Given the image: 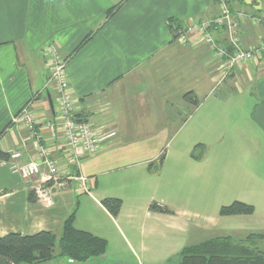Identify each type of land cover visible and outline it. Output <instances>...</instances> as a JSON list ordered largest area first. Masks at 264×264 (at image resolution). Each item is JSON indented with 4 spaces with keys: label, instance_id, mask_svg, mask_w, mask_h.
<instances>
[{
    "label": "crops",
    "instance_id": "obj_1",
    "mask_svg": "<svg viewBox=\"0 0 264 264\" xmlns=\"http://www.w3.org/2000/svg\"><path fill=\"white\" fill-rule=\"evenodd\" d=\"M220 1L0 0V132L5 129L0 148L20 153L0 160V236L50 231L59 237L72 207L81 209L83 200L116 224L130 250L138 246L145 251L138 232L166 239L185 232L184 218L175 208L178 192L186 180L210 176L211 164L205 160L212 151L230 163L241 159L243 173L254 171L251 155L260 156L255 169L264 173V51L222 76L221 59L209 46L182 44L178 28L174 31L176 23L179 29H188L190 23L215 17ZM227 1L234 10L264 12V0ZM211 33L220 46L226 45L224 30ZM239 36L244 46H258L264 43V24L245 20ZM48 45L66 60L68 90L78 101L76 117L107 136L94 154L81 158L79 166L64 160L65 151L58 148L62 142L55 133L58 95L48 86L51 60L44 51ZM26 109L33 113V121L24 117ZM184 132L187 151L169 150L167 144ZM38 141L54 149L53 158H63L58 163L60 175L84 177L88 192L71 179L57 189L51 207L30 199L32 181L21 177L14 165L38 159ZM198 146L203 149L199 155L194 152ZM45 159L41 157L44 179L49 171ZM119 173L131 176L115 177ZM116 184L120 189L140 184L152 194L142 202L128 201L116 191ZM194 184L189 186L193 189ZM160 189L176 190V200H159ZM107 197L122 200L117 216L103 206ZM206 198L203 195L201 202ZM220 209L219 217L204 213L201 221L198 218L197 229L208 230L221 221ZM76 219V228L108 239L106 254L86 262L55 256L39 264H127L117 257L120 251L110 255L105 233L78 226Z\"/></svg>",
    "mask_w": 264,
    "mask_h": 264
},
{
    "label": "rangeland",
    "instance_id": "obj_2",
    "mask_svg": "<svg viewBox=\"0 0 264 264\" xmlns=\"http://www.w3.org/2000/svg\"><path fill=\"white\" fill-rule=\"evenodd\" d=\"M184 138H186L185 132L170 141L167 144L168 149H178L179 152L182 150L187 151L188 145ZM202 150L199 146L194 148V152L197 155ZM212 152L205 160H208V165L211 164L212 172L210 176H200L197 173L198 176H195L192 182L191 180H186L185 187L178 192L177 199L179 198V200L175 208H179V211H181L178 212L179 216L184 218L185 232L169 234V238L166 239L162 238L161 235L151 236L148 233L141 235L138 232L139 229L135 228L134 230L138 232V241L141 242L142 237L145 241L147 246V250L145 251L141 250L138 246H134L135 251L130 250L118 234L116 224L108 219L100 210L91 208L85 201L82 200L81 209L78 206H73L70 213L74 210L76 211V216H78L76 223L78 226L95 227L101 233H105V236H108L110 240V255L111 253L114 255L120 251L117 257L127 261V264H179L180 252L184 247L216 236L230 235L236 241L245 239L250 233H262L264 236V173H256L255 169L256 165L258 166L260 153L258 154L259 158L256 155H251L252 158L250 160L251 164L255 167L254 171L252 173H243L242 166L239 164L241 159H239L238 164L233 161L230 163V160H226L219 153ZM159 161L156 162L155 169L159 167ZM262 161L264 162V154L262 155ZM187 169L190 170L188 166L185 167L186 171ZM198 170L200 173V169ZM125 175L129 174L119 173L115 174V177H123ZM155 175L160 176L159 173H155ZM189 183H196L193 185V189L192 186H189ZM117 189L118 193L127 196L128 201L135 200L136 202H142L152 194V191L147 186L144 187L140 184H132L121 189L118 186ZM174 193L176 194V190L173 192L171 190L160 189L157 196L159 200L161 198L176 200ZM203 195L207 197L205 202H201L202 200L200 199ZM235 200H241L254 205L255 212L250 216H220L221 221L218 219L215 225L208 227V230L200 231L197 229L198 224L196 225V221L200 217L204 218V213L210 215L216 214L219 217L221 206L231 204ZM120 224L123 226V223ZM204 224L208 225V223ZM256 244L258 249L264 252V237L259 239Z\"/></svg>",
    "mask_w": 264,
    "mask_h": 264
},
{
    "label": "built area",
    "instance_id": "obj_3",
    "mask_svg": "<svg viewBox=\"0 0 264 264\" xmlns=\"http://www.w3.org/2000/svg\"><path fill=\"white\" fill-rule=\"evenodd\" d=\"M250 20L253 24H264V12L247 13L244 10H234L227 0H221L219 4V13L210 19H204L199 24L190 23L188 29H178V40L182 44L199 42L202 45L209 46L215 56L221 59L219 70L222 76H226L235 68L252 61L256 55L264 51V43L260 45L244 46L239 38L238 30L245 20ZM214 29L224 30L226 33V45L220 46L211 31ZM190 33H197L196 37H191ZM44 51L50 57V69L48 86L52 87L58 95V107L56 110L55 120L58 127L55 133L61 136L62 142L58 146L59 150L65 151L64 160L68 159L69 163L79 166L83 157L94 154L100 142L107 136L96 131L92 125L84 120H78L75 115V109L78 101L71 96L68 90V79L65 74V58H58L54 45H48ZM219 72V74H220ZM24 117L33 121V113L28 109L25 110ZM38 159H32L29 162L15 167V171L21 177L32 181L30 190L33 192L35 199L46 207H51L55 202V193L59 187L66 184L71 179L79 181V187L82 192H88L86 179L81 176L69 175L63 177L60 175L58 166L59 161L63 158L55 159L52 156V147H46L41 141L35 144ZM10 158L20 156L19 152L11 151ZM48 167L46 179L43 178L42 160ZM41 175V179H34ZM76 177V178H74Z\"/></svg>",
    "mask_w": 264,
    "mask_h": 264
},
{
    "label": "trees",
    "instance_id": "obj_4",
    "mask_svg": "<svg viewBox=\"0 0 264 264\" xmlns=\"http://www.w3.org/2000/svg\"><path fill=\"white\" fill-rule=\"evenodd\" d=\"M171 27L174 28L173 25ZM180 27L181 25L176 23L174 31ZM4 131L0 132V136ZM9 159V152L0 148V160ZM30 199L35 200L31 190ZM102 204L113 216H117L122 200L107 197L102 200ZM254 212V205L240 200L223 205L220 209L222 216L250 215ZM75 219L74 210L64 221L59 237L50 231L30 235L11 232L0 236V264H39L48 262L55 256L86 262L104 256L108 248L107 239L76 228ZM262 237V233H250L245 239L236 241L231 236H218L187 246L180 253L179 264H264V252L259 250L256 244Z\"/></svg>",
    "mask_w": 264,
    "mask_h": 264
},
{
    "label": "water",
    "instance_id": "obj_5",
    "mask_svg": "<svg viewBox=\"0 0 264 264\" xmlns=\"http://www.w3.org/2000/svg\"><path fill=\"white\" fill-rule=\"evenodd\" d=\"M51 104H52V107H54V105H53V103L51 102Z\"/></svg>",
    "mask_w": 264,
    "mask_h": 264
}]
</instances>
